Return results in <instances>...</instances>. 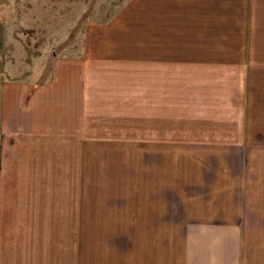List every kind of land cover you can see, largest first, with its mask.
Returning <instances> with one entry per match:
<instances>
[{
    "label": "rangeland",
    "instance_id": "1",
    "mask_svg": "<svg viewBox=\"0 0 264 264\" xmlns=\"http://www.w3.org/2000/svg\"><path fill=\"white\" fill-rule=\"evenodd\" d=\"M152 17L153 0H0L2 100L24 104L0 115V194L97 195L118 210L264 209V61L251 74L180 63L166 74L143 59ZM78 65L80 121L42 136L44 118L36 128L30 119L43 104L30 101L55 90H33Z\"/></svg>",
    "mask_w": 264,
    "mask_h": 264
},
{
    "label": "crops",
    "instance_id": "2",
    "mask_svg": "<svg viewBox=\"0 0 264 264\" xmlns=\"http://www.w3.org/2000/svg\"><path fill=\"white\" fill-rule=\"evenodd\" d=\"M261 3L264 0H153V23L141 27L152 31L147 40L152 53L148 50L143 59L152 61L155 69L165 68L166 74L176 73L178 63L246 65L245 74L257 73L252 66L260 69L259 61H264V14L256 20L251 14L262 9ZM247 18L254 22L247 24ZM246 56L252 61H245ZM79 66L33 90L35 99L46 88L55 90L44 101H30V106L43 104L30 119L36 128L38 116L44 118L47 132L42 136L49 137V130L63 123L70 128L76 114L80 121L85 85L75 79ZM2 96L0 88V115H12L24 105L3 104ZM97 197L0 194V264H264V209L118 210L106 203L113 200Z\"/></svg>",
    "mask_w": 264,
    "mask_h": 264
}]
</instances>
